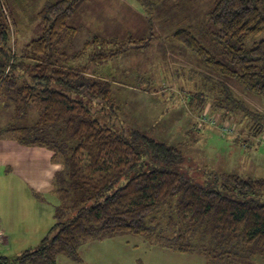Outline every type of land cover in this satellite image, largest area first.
Returning <instances> with one entry per match:
<instances>
[{"label":"trees","instance_id":"16d2710c","mask_svg":"<svg viewBox=\"0 0 264 264\" xmlns=\"http://www.w3.org/2000/svg\"><path fill=\"white\" fill-rule=\"evenodd\" d=\"M86 1L46 0L37 13L42 35L25 45L22 56L12 42L13 28L0 2V101L17 120L0 128V138L47 149L52 164L61 162L50 193L32 190L39 217L46 212L38 206H52V196L58 199L53 226L38 246L10 260L1 253L9 244L0 224V264H58L62 256L82 263V248L118 235L143 238L181 255H200L204 264L264 259V178L224 174L213 181L216 186L200 184L189 175L181 150L138 130L128 138L102 114L108 108L118 109L113 81L102 76V68L132 51L149 48L153 39L104 38L95 33L73 51L78 29L69 21ZM5 3L11 14L8 0ZM209 21L227 63L212 55L189 29L178 28L171 38L264 105V38L250 49L243 47L248 38L264 36V0H218ZM74 91L95 100V113L84 100L73 97ZM216 91V87L209 90ZM219 93L202 120L222 123L233 134L241 127L248 137L264 135V111L236 98L226 85ZM207 102L201 93L191 97V107L198 113H203ZM31 111L33 115L38 111L37 121L19 125V119H27ZM237 118L239 125L234 123ZM7 197L4 215L10 204ZM16 208L14 204L11 213Z\"/></svg>","mask_w":264,"mask_h":264},{"label":"rangeland","instance_id":"374dc122","mask_svg":"<svg viewBox=\"0 0 264 264\" xmlns=\"http://www.w3.org/2000/svg\"><path fill=\"white\" fill-rule=\"evenodd\" d=\"M5 1L0 0L1 6L6 10L4 14L7 22L13 28L12 42L15 43L18 54L22 56L25 53V45L42 35L43 24L37 13L46 0H8L11 14L6 8ZM217 1L87 0L69 21V25L78 29V35L70 47L73 51H77L95 33H100L99 36L104 38L120 39L129 36L135 38L152 36L153 40L149 48L132 51L128 55L109 61L102 68V76L113 81L112 95L118 106L117 110L108 108L102 114L112 127L120 129L128 138L133 130H138L151 135L159 142L178 148L187 160L185 163L189 175L200 184L208 182L213 186L217 185L214 182H218L224 174H237L244 178H264V135L248 137L241 127L234 134L229 133L222 128L226 125L222 123L215 125L201 118L208 113L212 98L220 96L219 90L224 85L230 87L236 98L247 101L255 110L264 111L262 101L247 92L237 81L217 73L196 53L171 38L178 28L189 29L212 55L219 61L227 63L212 35L216 28L209 21V12ZM263 38L262 35L250 37L244 41L243 47L250 49ZM230 44L238 46L234 40H230ZM21 72L22 69L19 68L18 74ZM213 87H216L217 91L210 93L209 90ZM198 93L204 94L208 99L205 104L207 108L203 113L193 111L191 107V97ZM73 97L84 100L95 113V100L86 98L76 91ZM0 103V128H6L17 120L11 119L13 110L2 107L3 99ZM28 115L27 119L23 117L19 119V125H28L37 121L38 111L35 115L32 111ZM234 123L238 124V118ZM242 125L246 126V122ZM6 140L0 138V146ZM51 153L44 148L37 151V159H40L34 158V160L41 167L36 168V172L43 170V156ZM60 163L57 161L51 164L52 177L60 168ZM150 167L152 166H149V169ZM133 174L134 172L129 176ZM23 194L17 193L20 203H24ZM17 198L13 200L11 196L8 200L16 204ZM51 199L52 206L46 204L50 211L45 214L43 227L41 225L37 231L35 229L28 233L32 238H36V241L41 239L54 224V207L59 201L55 196ZM262 200L263 198L259 199ZM28 202L37 204L32 196ZM7 209L12 217L10 207ZM164 212L167 211L163 210L162 213ZM25 237L13 242L14 248L5 247L2 254L7 255L10 260L12 258L16 260L31 246L30 237L26 235ZM35 240H32V243ZM84 250L82 255L84 264H126L127 262L136 264L137 259L139 264H204L205 262L204 257L200 255L175 254L149 244L146 239L131 235L98 239ZM241 264H264V259L256 258Z\"/></svg>","mask_w":264,"mask_h":264},{"label":"crops","instance_id":"0c3cea01","mask_svg":"<svg viewBox=\"0 0 264 264\" xmlns=\"http://www.w3.org/2000/svg\"><path fill=\"white\" fill-rule=\"evenodd\" d=\"M37 151H41V148L23 147L11 139H7L6 142H2L0 146V224L4 225L6 228L8 236H5V242L9 244V249L14 248V245L12 244L13 242H18L21 237L26 238L25 235L31 239V246L28 249L38 246L40 240L43 237L42 236L41 239L39 238L36 241V238H32V236L28 234L30 231L35 229L37 231L41 225L43 227L45 219V214L43 213V215L39 217L35 212L34 203H30L28 200L30 196H32L33 200H35L32 190L39 191L44 194L50 193L52 180L51 174L53 168L51 166L52 154L48 156L44 155L43 170L36 172V168L41 167V165L34 160V158L36 160L40 159H37ZM18 192L24 193V203H20L19 199L17 198ZM6 196H8L7 201L10 203L9 207L12 205L10 208L11 210L14 204L11 202V200H8V198L12 196L13 200L16 198L18 199L17 203L15 204L17 205V208L12 211L15 216L12 215L11 217L8 212L5 215L3 214L4 212L2 211V207L6 208ZM38 208L44 210L45 212L50 211L49 206L45 204H42L40 207L38 206ZM32 240H35L34 243H32ZM94 243L95 242H92L88 246L81 249V256L85 252L84 249H88V247ZM2 250L3 249H1V253ZM73 263L74 261L69 260L65 256H62L58 261V264ZM74 264H84V260L82 263L75 262ZM126 264H129V262Z\"/></svg>","mask_w":264,"mask_h":264},{"label":"built area","instance_id":"2783aa9c","mask_svg":"<svg viewBox=\"0 0 264 264\" xmlns=\"http://www.w3.org/2000/svg\"><path fill=\"white\" fill-rule=\"evenodd\" d=\"M3 241L2 235L0 234V242Z\"/></svg>","mask_w":264,"mask_h":264}]
</instances>
